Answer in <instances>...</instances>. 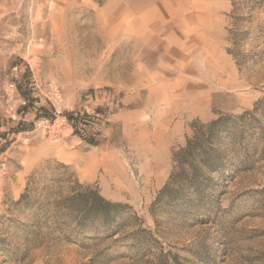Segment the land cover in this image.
I'll return each mask as SVG.
<instances>
[{
	"label": "rangeland",
	"instance_id": "rangeland-1",
	"mask_svg": "<svg viewBox=\"0 0 264 264\" xmlns=\"http://www.w3.org/2000/svg\"><path fill=\"white\" fill-rule=\"evenodd\" d=\"M245 1L0 0V264H264V0ZM219 116L215 166L157 199ZM59 173L130 208L58 209Z\"/></svg>",
	"mask_w": 264,
	"mask_h": 264
},
{
	"label": "trees",
	"instance_id": "trees-1",
	"mask_svg": "<svg viewBox=\"0 0 264 264\" xmlns=\"http://www.w3.org/2000/svg\"><path fill=\"white\" fill-rule=\"evenodd\" d=\"M248 2H250L248 8H252L259 4L261 0H246L245 4L247 5ZM242 4H244V1L233 3V11L230 15L233 28L229 30L232 37L231 40H234V37L239 32L238 23L242 19ZM233 44L234 51L237 49H235L237 44L235 42ZM229 52L232 53V51ZM67 117L75 131L79 126L83 125V120L77 114L69 113ZM230 119L228 116H219L207 123H197L192 126L191 135L186 138L185 145L173 153L172 159L175 165L165 185L159 192L157 199L174 192L175 189L172 188V185L175 182L182 180L189 185H193L196 183V179L200 175L199 173L205 170L204 168L211 169L215 166L218 161L217 152L219 151L221 141L230 133ZM34 177L33 174L27 182L25 193L21 195V199L26 197L30 191V186L35 182ZM51 181L53 185H57L58 183L66 184L67 193L65 195H59L54 199V204L58 209L64 207L70 209L75 213V217L77 215V217L80 216L82 219H86L87 217L100 218L104 223L110 225L117 221L116 212L118 208H130L125 204L106 200L97 192H94V194H86L83 185L72 174L65 176L59 173L51 178ZM58 193H61L60 189Z\"/></svg>",
	"mask_w": 264,
	"mask_h": 264
},
{
	"label": "built area",
	"instance_id": "built-area-1",
	"mask_svg": "<svg viewBox=\"0 0 264 264\" xmlns=\"http://www.w3.org/2000/svg\"><path fill=\"white\" fill-rule=\"evenodd\" d=\"M10 85L12 86V84H10ZM8 111L10 112V114H11L12 117H15V111L13 110V107H12V106H9V107H8ZM64 122H67L65 116H63V117L61 118V121H60L58 124H56V120H53L52 127L54 126V124H56V128H55V129H52V130H53V134H55V135H58V134H59V132H58V127H59L62 123H64ZM48 123H49V122H48L47 119H42V120H39V121L37 122V125L46 124L45 127L48 128V127H49ZM49 130H51V128H48V131H49Z\"/></svg>",
	"mask_w": 264,
	"mask_h": 264
}]
</instances>
